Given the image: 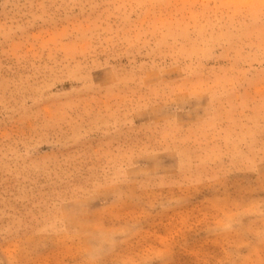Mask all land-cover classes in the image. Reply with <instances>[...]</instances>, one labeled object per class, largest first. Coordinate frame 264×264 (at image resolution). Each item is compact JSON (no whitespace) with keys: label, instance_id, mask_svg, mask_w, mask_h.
<instances>
[{"label":"rangeland","instance_id":"374dc122","mask_svg":"<svg viewBox=\"0 0 264 264\" xmlns=\"http://www.w3.org/2000/svg\"><path fill=\"white\" fill-rule=\"evenodd\" d=\"M0 264H264V0H0Z\"/></svg>","mask_w":264,"mask_h":264}]
</instances>
